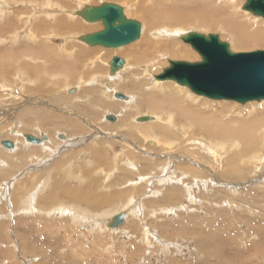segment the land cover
<instances>
[{
    "label": "rangeland",
    "instance_id": "1",
    "mask_svg": "<svg viewBox=\"0 0 264 264\" xmlns=\"http://www.w3.org/2000/svg\"><path fill=\"white\" fill-rule=\"evenodd\" d=\"M16 1L10 2L14 9L27 8L22 0ZM52 1L61 6L60 13L66 16L64 24H78L82 28H78L81 35L74 34L78 37L103 29L102 23H88L78 13L86 6H100L104 2H115L123 6L125 12L131 18L141 21L144 28L138 41L117 50L87 45L88 48L96 49L92 51L79 47V56L86 49L89 54L86 60L73 69L75 78H68L64 83L58 82V76L53 71L47 72L44 69L40 74L33 68L30 70L24 68V65L17 66L16 69L21 67L32 82L39 80V75L48 80L46 88L41 81L31 84L38 97L47 99L51 94L47 99L50 103L52 98L63 94L62 99H57L58 106L81 115L98 127L102 135H98L91 129V125L82 120L56 113L52 109L51 116L54 113L59 115L51 117L53 120L44 118L40 121V118L48 117L44 115L47 106L43 105L44 108L36 110V121H30L29 126L15 131L12 129L11 132L9 130V134L3 128L0 129L5 138L17 140L19 146L16 145L18 151L16 147L8 151L0 145V171L8 175L4 178L0 176V264H264V212L254 210V213L251 204L248 206L244 200H232L237 195L243 199V193L256 187H249L250 184L246 183L255 174H249V180L247 177L239 182L222 177L226 159L235 151L233 146L242 143L237 133L231 130L250 127L252 122L258 121L260 118L247 116L252 114L253 108L263 113L264 104L213 100L197 95L188 86L180 87L176 82L173 84L169 80H158V76L170 68L172 62L203 61L202 55L190 43L176 37V31L218 35L222 42L229 44L232 53L264 51V19L244 10L247 0H174L171 6L165 0ZM7 13L9 11H2V14ZM189 13L193 14L196 21L181 25H178L179 21L170 25L162 24L165 18H179V14ZM22 19L23 16L17 17L19 23ZM236 31L240 36L260 37L262 42L236 48L237 39L232 35ZM60 34L65 35L62 32ZM53 38L51 40L56 42V46L62 45L63 39L55 37V41ZM71 38L69 40L74 42ZM146 40L170 44L168 52L180 50L186 56L180 59L165 55L156 63L154 61L157 57L153 60L150 58L146 64L136 62L135 57L142 50V45L135 46ZM65 45L64 41L63 46L57 47L58 59L64 58L62 53L65 52ZM85 55L81 56L85 58ZM114 56L125 58L128 63L126 65L125 62L123 68L112 74L110 63ZM150 63L155 64L147 66ZM91 64L97 65V72H88ZM16 73H13L14 76ZM110 74L113 75L112 80L109 79ZM63 76L68 75L66 72L61 73L60 81ZM93 81L98 83L94 84ZM24 84H19V87L18 84L14 85L16 89H9L5 93L7 96L2 94L0 102L20 99L17 93L25 89ZM105 84L112 85L115 91L124 95L139 93L145 98L134 97V102L127 103L116 98ZM26 85L30 87L29 83ZM70 85L79 88L77 91L71 88L67 93L65 89ZM172 85H175L174 89L170 87ZM12 90L17 98L11 94ZM166 95H173V98ZM98 99L103 103H98ZM152 99L157 101L156 106L159 107L149 110ZM160 100L165 102V106H161ZM177 102L183 109L195 110L205 116L213 132L228 130L229 139L235 136L239 141L232 139L220 145L221 157L214 140L199 130L201 126L192 121L194 127L188 126L187 118L169 108L171 104L177 105ZM249 103L254 104V107L250 108ZM110 110V114L118 115L117 121L115 116L114 122L109 121L108 116L104 117ZM143 115L154 119L138 122L137 117ZM73 123L79 127H72ZM150 125H159L162 129L151 131L147 129ZM260 126L262 131L259 136L264 138V124ZM27 127H31L29 131ZM57 132L69 138L62 146L55 142L58 139ZM102 132L121 137L110 139ZM41 133L52 139L48 138L49 141L43 145L28 143L27 139L26 143L27 134L40 137ZM202 136L208 140L207 150L192 146ZM61 140L57 141L61 143ZM150 140L155 144H149ZM52 145L57 151L54 152ZM175 150L198 152L196 156L207 163L212 173L220 176L223 185L215 184L211 178H207V185L201 183V180L185 182L169 179L172 169L177 173L175 176L181 174L176 169L179 165H197L194 162L196 160L192 164L175 157L167 158ZM242 151L240 148V153ZM235 157L241 159L238 151ZM237 164L241 167V162ZM196 168L201 169L198 165ZM200 171L204 174L202 169ZM224 182L240 184V188L234 192ZM57 183H61V194L53 188ZM257 187V190L264 191V182ZM34 192L37 194L34 196L36 201L33 198L35 207L33 204L32 208L27 197ZM19 193L24 197L18 204ZM121 213L125 215L123 224L111 229L114 217ZM94 220L100 223L98 227Z\"/></svg>",
    "mask_w": 264,
    "mask_h": 264
},
{
    "label": "bare ground",
    "instance_id": "2",
    "mask_svg": "<svg viewBox=\"0 0 264 264\" xmlns=\"http://www.w3.org/2000/svg\"><path fill=\"white\" fill-rule=\"evenodd\" d=\"M13 1H16V0H13ZM13 1L12 0H0V100H2L1 95L5 94V93L7 94L9 92V89L12 88V83H14V81L12 80V75H13L14 71L19 73V76L22 77V80H21L22 82L17 83L18 85L15 84L18 87H19V84H24L26 82V80L28 79L26 77L25 73L22 71L23 69L21 67H20V69H16L17 66H19V65L23 66L24 65L25 66L24 68H29V69L33 68V70H35L38 66L43 65L44 63H46L49 60L50 56L47 55L48 52H50V55H54V54L56 55V53L58 52L59 49L57 50L53 46V43L51 40L52 37H54L53 39H55V37L63 39L65 41L66 45H68V44L76 45L77 43L76 44L71 43L72 41L69 40V37H72L71 39H73V41H74L78 37L74 34L81 35L78 32V28H79V30L82 29V28L78 27V24H69V23L64 24V22L62 23L61 21H59L60 5H58L59 3L54 4L52 0H22V2L24 4L28 5L27 8H29V9L25 8L22 10L16 9V8L13 9L14 6L12 7V5L10 4V2H13ZM173 1L174 0H165L166 4L169 6H171L173 4ZM230 1H235V0H230ZM22 2H20V3H22ZM16 3H17V1H16ZM16 3L14 2L15 5H16ZM109 3H115V2H109ZM19 4H17V5H19ZM213 9L217 10L216 8H213ZM2 11H9V13L2 14ZM217 11H219V10H217ZM124 12H125V10H124ZM27 14H31V20L29 22H27L25 25H23V24H21V22L19 23V21H17L18 16H23V15H27ZM125 14L128 18L136 20V18H131L126 12H125ZM193 18L194 17H193L192 13L185 14V15L179 14V18L172 16V17L163 19L162 24H169L170 25L171 23H173L175 21H179L178 25H181V24H186L187 22H190L192 20L196 21V19H193ZM139 22L141 23V21H139ZM142 26H143V24H142ZM22 32H24V34H21ZM61 32L62 33L65 32V35L60 34ZM69 33H71V34H69ZM190 33H194V32L176 31L174 34L176 35L177 38L183 39V37H185L186 35H188ZM86 34H90V32L85 33L83 35H86ZM232 35L235 36L237 39L236 44H235L236 48L241 46V45H244V44L250 45L252 43H261L262 42V39L260 37H244L242 35L240 36V33L238 31L234 32ZM38 36H41V37L38 38ZM43 36H44V38H46L45 40H47V44H45L44 46L41 45V38ZM64 41H62V44H64ZM75 42H76V40H75ZM5 43H7V45L4 46L3 44H5ZM8 43H9V45L11 44L17 48H22V49H13V48H11V46L7 47ZM139 45H142L141 46L142 50L140 49L138 51V54L135 57L136 62H144L146 64V62L150 58L153 60V58L157 57L158 59H156L154 61L156 63V61H158L161 57H164L165 55L166 56L170 55L172 57L177 56L180 59L184 58L186 56L180 50H173L172 52H168L169 48H171V45L166 44V43L157 44L151 40H146L144 43L142 42V44L140 42L135 47H137ZM61 46H63V45H61ZM80 51H81V49H80ZM85 54H89V50L81 52V55H85ZM25 58L27 60H25ZM123 59L125 60L126 65H127L128 61L125 58H123ZM155 63H150L147 66H152ZM74 68H75L74 65L69 66V65L57 64L51 68H48L47 71H51V72L53 71L54 73H58V72H60V70L64 69V70H67L70 72V78L73 79V78H75V77H73V74H72V73H75V70H73ZM17 70H19V71H17ZM94 70H95V72H97V69H94ZM110 75H109V79L112 80L113 75H111V76ZM116 75H118V74H116ZM96 77H98V76H96ZM57 80H58V82L64 83V81H60L59 79H57ZM169 81L173 84L175 82L177 83V81H175V80H169ZM35 82L36 81H33V82L30 81L31 84H34ZM68 82H70V80ZM37 83H39V82H37ZM96 83H98V82H96ZM96 83L94 82V84H96ZM52 85H55V84H52ZM71 85L66 87L65 90L67 91V93L70 92L72 89H75V91H77L78 90L77 88H79V86H77L76 88L75 87L72 88ZM105 85L107 87V90L113 91L112 92L113 95L119 93V92L114 90L115 87H112V85H110V84H105ZM178 85L181 87L180 84H178ZM182 86H185V85H182ZM43 87L46 88V86H43ZM170 87H172V89H174L175 85H172ZM35 90L36 89L33 88L32 86H30V88L28 90H25V89L18 90L17 94H18V96H20V99H14V101L11 100L9 102L6 101V103H3V102H5V100L3 102H0V129L3 128L8 133L9 130L11 132L12 129H13L12 131H15V130H20L24 126L25 127L29 126V124L31 123L30 121H34V122L36 121V117H35L36 110L39 109L40 107L47 106V109H45L44 115H47L48 117L45 116L42 119L40 118V121H43L44 118H47L50 120L51 117H56L59 114H64V115L76 117V118L82 120L84 123L91 125L90 127H91V129L94 130V132H96L100 136L102 135L101 133H99L101 130L98 127H96L94 124L89 122L87 119H85L81 115H77V114L75 115L74 113H70L69 111H66L64 108L58 106L57 99H62L63 95L62 96L57 95L54 99L52 98V100H51L52 103L51 102L49 103V101L47 99L50 97L51 94L46 99L45 97H38L37 94H35L36 93ZM43 90L46 91L45 89H43ZM33 91H35V92H33ZM13 93L14 92L12 90L11 94H13ZM120 94L124 95L123 93H120ZM68 95H70V94H68ZM14 96H16V95H14ZM124 96L127 99L126 100L121 99V100L125 101L127 103L134 102L133 101V100H135L134 97L137 99L145 98L142 95H140L139 93L133 94V95L130 94V96H128V95H124ZM166 96H170L173 98V95H166ZM64 97H66V95ZM76 97L77 96H74L71 98H76ZM115 97H116V95H115ZM16 98H17V96H16ZM98 103L102 104L103 102L100 99H98ZM156 103H157V101L156 102L154 100L150 101L149 104L151 106L149 107V110L152 109V107L154 108L156 106ZM159 103H162L161 106H165V102H163V101L161 102V100H160ZM252 103L264 104V101H260V102L257 101V102H252ZM252 103H249L251 105L250 108L254 107V104H252ZM143 105L145 106L147 104L143 103ZM157 106L159 107V105H157ZM157 106H156V108H157ZM156 108H155V110H156ZM169 108L175 109L179 115L187 118L188 126L194 127L192 122H194V124L197 126H201V127H199V130L201 131V133H206L207 135H209L211 137L212 140H214V144L217 145V149H219V151L221 152V157H222V149H220L219 146L222 144L228 143L232 139H237V137L233 136L232 139L230 140L228 137L230 132L228 130H223L220 133L213 132L212 131L213 127L209 126V124L206 122L205 116L196 112L195 110L183 109L182 107H180L178 105V102H177V105L171 104L169 106ZM262 108L264 109V107H262ZM51 109H52V111H55L56 113H59V114L57 115L56 113L53 112L54 114L52 113L53 115L51 116V113H50V112H52V111H50ZM132 109H134V108H132ZM256 109L257 108H253L251 110L252 114L248 115L247 117L260 118L258 121L252 122L250 124V127H241L239 129H232L231 130L233 133H237V135L240 137L242 143L239 146H233V149H235V151H233L231 156L228 159H226V164L223 167L224 171L222 172V177L224 179H231V180L233 179V180H236L239 182L240 179H244V178L246 179L249 174L254 173L255 175H253L254 176L253 179H250V181H247L246 183L250 184L249 187L254 186V185L256 187H254V189L248 188L249 191L243 193V194H245V196H242L243 199H241L237 195L236 197L234 196L235 198L232 197V200L238 201V202H240L241 200H244V204H246L248 206H250V204H251V209L253 210V212H254V210L264 212V191L257 190L258 189L257 186L264 182V138L259 136L260 132L262 131V128L260 125L264 124V112L260 114L259 112H257ZM152 111H154V110H152ZM163 111H165V110H163ZM110 112H111V110L108 112V114L104 115V117L106 118L109 115H113L116 117V121H117L118 115H115L114 113L110 114ZM248 112H250V110ZM163 114H165V113L163 112ZM143 116H146V115H143ZM143 116H139V117H143ZM137 119H138V117H137ZM51 120H53V119H51ZM109 121L114 122L115 118H114V121H112V120H109ZM119 122L120 121H118L117 124H119ZM42 124H44V123H42ZM92 125H94L95 127ZM109 125H112V124H109ZM38 126H31V127H38ZM71 126L74 128L79 127L74 123L71 124ZM31 127H27L28 128L27 130L29 131V129ZM147 129H149L151 131H157V130H161L162 128L159 125H150L147 127ZM81 130H83V128ZM128 131H132V129H128ZM10 134H12V133H10ZM14 134H16V132H14ZM21 135H19V136H21ZM28 135H30V134H27L25 136L26 139H27ZM103 135L110 138V139H112V138L118 139L119 137H121L118 135L114 136V135H109V134H104V133H103ZM42 136H45V138L43 139ZM89 136H91V135H89ZM34 137H36V136H34ZM40 137H37V138L41 139V141H42L41 143H32L28 140L27 141H28V143H31L34 145L35 144L36 145H43L46 142H48L50 139H52V137H50L49 135L47 137V135L44 133H41ZM56 137L59 140L63 139V140H61L62 141L61 143L57 141L58 139H56V141H55L58 144H61V146H62L63 142H65V141L67 142L69 139L64 134L59 135L58 132L56 134ZM94 137L92 138V140L94 139ZM48 138H49V140H48ZM204 138H205V136H202L200 139L195 140L194 144L192 146L196 145V146H199L200 149L207 150L208 149L207 148L208 147V140L204 139ZM77 139H79V138H77ZM27 141H26V143H27ZM5 142H10L12 144V147L5 146V144H4ZM79 142H81V141H79ZM123 142H125V141H123ZM148 143L149 144L150 143L155 144V142L153 140H150ZM0 145L3 147L2 149L8 150V151H10V150L13 151L15 149V147L17 148L18 141L12 140L10 138H5L4 135L2 133H0ZM52 148H55L54 152L57 151L56 147H54L53 145H52ZM240 148L243 150L242 153H240ZM18 149L19 148H17L16 151H18ZM138 150H140V149H138ZM236 151H238V155L241 156V159H239L238 157H235ZM50 152H52V151H50ZM174 154H175V156H174ZM197 154H198V152H194L193 150H189V151L187 150L186 153L180 152L179 150H175L173 155L167 156V158L172 159L175 157L176 159H183V161H185V163L191 162L192 164H194L193 161L196 160L194 162L197 163L198 167L202 169L204 174H201V171H200L201 169L199 170L196 168L197 165H195L196 167L179 165L176 169L179 172H181V174L178 173V176H175L176 172L174 169H172L171 171H173V172H172V175L169 179H178V180L185 181V182L186 181L191 182L193 180L194 181H200L201 180V183H203L204 185H207V183H206L207 178L209 180L211 178L212 179L211 181L216 182L215 184H220L222 186L223 185L222 181L219 180V179H221L220 176L212 173V169L209 168L207 166V163L205 161H202L200 159V157L198 158L196 156ZM152 157H154V156H152ZM237 162H241V167L238 166ZM22 163H23V161H22ZM15 168H17V167L15 166ZM0 172H2V171H0ZM176 175H177V173H176ZM0 176H2V178H4V176H8V175H7V173L2 172V173H0ZM248 180H249V177H248ZM224 184L228 185L229 189L233 190L234 192H235V190L240 188V184H236V183L230 184L229 182H224ZM243 187H247V186H243ZM25 192H26V189H25ZM6 193H8V192L6 191ZM36 194H37V192H34L33 195H30V197H27L28 201L31 202L30 205L32 208H33V204L35 207V202H33V198L35 199L34 196H36ZM15 195H16V193L14 194V196ZM19 197L20 198L17 199L18 204L20 201L23 200L22 198L24 196L22 194L20 195V193H19ZM218 198H220V197H218ZM35 201H36V199H35ZM70 214H72V213L70 212ZM75 215L80 217V215H77V214H75ZM256 216L257 215H255V217ZM261 217H263V216H261ZM260 220H262V218ZM94 222L96 223L95 225H97V227L100 225V223L97 222L96 220H94ZM262 222H263V220H262ZM229 224H230V222H229ZM259 253L260 252H258V254Z\"/></svg>",
    "mask_w": 264,
    "mask_h": 264
},
{
    "label": "water",
    "instance_id": "3",
    "mask_svg": "<svg viewBox=\"0 0 264 264\" xmlns=\"http://www.w3.org/2000/svg\"><path fill=\"white\" fill-rule=\"evenodd\" d=\"M244 10L264 19V0H247ZM86 22L102 23L103 29L83 35L81 42L91 47L120 49L138 41L143 33L142 24L126 16L124 8L115 3L104 2L100 6H86L78 13ZM183 41L191 43L202 55V62H172L159 80H175L180 85L188 86L194 93L213 100L233 101L246 104L264 101V51L232 53L229 44L222 42L218 35L208 36L190 33ZM111 73H116L125 66V60L114 56L110 63ZM116 98H127L117 93ZM114 116H108L114 121ZM153 117L143 116L138 122L153 121ZM44 139L45 136H42ZM32 143H41V139L27 136ZM5 146L12 147L10 142ZM123 213L114 217L110 228L123 224Z\"/></svg>",
    "mask_w": 264,
    "mask_h": 264
},
{
    "label": "crops",
    "instance_id": "4",
    "mask_svg": "<svg viewBox=\"0 0 264 264\" xmlns=\"http://www.w3.org/2000/svg\"><path fill=\"white\" fill-rule=\"evenodd\" d=\"M24 4V3H23ZM27 5V4H26ZM26 7H28V5L26 6ZM14 9V8H13ZM25 9V8H24ZM60 9H61V6H60ZM21 10V9H20ZM65 14H66V11H65ZM59 16H60V18H59V21H61L62 23L64 22V19L66 18V16L64 15V14H61V13H59ZM31 20V14H27V15H23V19L21 20L22 22H21V24H23V25H25L27 22H29ZM67 23V22H66ZM65 33V32H64ZM68 34V33H67ZM69 34H71V33H69ZM41 36H38V38H40ZM79 38L80 37H77L75 40H76V42H75V40H74V42H71V43H74V44H76V45H72V44H68V45H65V48H64V50H65V52L64 53H62L63 54V56H64V58H62V59H58V57L54 54V55H50V52H48L46 49V51L48 52L47 53V55H49L50 57H49V60L46 62V63H44L43 65H40V66H38L34 71H36L37 73L39 72L40 74L44 71V69L47 71V69L48 68H51V67H53L54 65H57V64H61V65H69V66H75V67H77V65L78 64H80V63H82L83 62V60H86V58H87V55L88 54H86L85 55V58H83L81 55L79 56L77 53H78V51L80 50V48L79 47H82V46H84L85 48H87L86 46V44H84L83 42V45H82V43H81V41H79ZM46 38H44V36L41 38V45L42 46H44L45 44H47V40H45ZM55 40V39H54ZM56 41V40H55ZM78 41V42H77ZM9 42V41H8ZM39 42V41H38ZM52 43H53V46H54V48H56L57 49V47L58 46H61V45H55L54 43H56V42H53L52 41ZM62 43V42H61ZM4 46L5 45H7V43H5V44H3ZM63 45V44H62ZM11 46V48H13V49H22V48H17V47H15V46H13V45H9V43H8V46L7 47H10ZM89 47V46H88ZM68 48H69V51H67L68 50ZM84 49V48H83ZM87 49H90V50H92V51H94V49H92V48H87ZM87 49H86V51H87ZM58 50V49H57ZM96 50V49H95ZM58 53V52H57ZM68 59H76V61L74 62V60H72V62L71 61H69ZM25 60H27L26 58H25ZM112 61V60H111ZM97 63H98V61H97ZM88 64V63H87ZM96 66L97 65H94V64H91V68L88 70V72L89 73H93V70L94 69H96ZM48 72V71H47ZM64 72H66V75H68V76H63V78H62V81H66V80H68V78L70 79V72L69 71H67V70H64V69H62V70H60V72H58V73H60L59 75H58V73H55V76H58V78L57 79H59V76L61 75V73H64ZM14 73H16L15 71H14ZM36 74V73H35ZM34 74V75H35ZM16 76H17V74L14 76V74L12 75V80L14 81V83H12V87L15 85V84H17L18 82H19V80L21 81L22 80V77L21 76H17L18 78H19V80L16 78ZM45 76L47 77V75L45 74ZM48 78V77H47ZM30 81H32L30 78H28L27 80H26V83L28 82L30 85L29 86H31V83H30ZM35 81H37V82H42L41 84H42V86H46L47 85V82H48V80L46 79V78H41V76L39 75V80H35ZM25 87V90H28L30 87H28L26 84L24 85ZM14 88V87H13ZM14 89H16V88H14ZM67 92V91H66ZM60 95H63V94H60ZM66 95V94H65ZM47 137H48V135H47ZM46 137V138H47ZM25 140H26V138H25ZM10 151H12V150H10ZM53 188H55V189H58L59 190V192H60V194H61V192H62V186H61V183H57L56 185H54L53 186ZM69 198V197H68ZM71 198H73V197H71ZM73 200V199H72ZM72 200H70V201H72Z\"/></svg>",
    "mask_w": 264,
    "mask_h": 264
}]
</instances>
